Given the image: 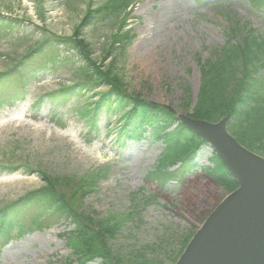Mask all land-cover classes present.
Returning <instances> with one entry per match:
<instances>
[{"label":"rangeland","instance_id":"1","mask_svg":"<svg viewBox=\"0 0 264 264\" xmlns=\"http://www.w3.org/2000/svg\"><path fill=\"white\" fill-rule=\"evenodd\" d=\"M127 1L0 0V14L20 21L0 30V73L15 69L29 49L39 52L33 71L0 83V96L22 84L27 91L24 100L0 107V207L43 189V172L58 180L68 204L93 226L130 214L113 235L126 252L156 243L169 230L173 236L159 255L162 264H173L181 242L230 192L208 175L211 148L196 154L197 169L182 182L159 188L146 176L157 166L163 144L149 139L122 145L116 138L120 114L100 112L97 132L82 117V106L93 109L98 94L111 87L108 78L128 93L171 106L177 117L191 115L201 66L247 31L263 37L264 13L249 0ZM81 83L82 97L35 108L41 95ZM96 174L97 187L82 197L77 186ZM74 228L66 217L45 229L15 233L0 247V264H100L74 253Z\"/></svg>","mask_w":264,"mask_h":264},{"label":"trees","instance_id":"2","mask_svg":"<svg viewBox=\"0 0 264 264\" xmlns=\"http://www.w3.org/2000/svg\"><path fill=\"white\" fill-rule=\"evenodd\" d=\"M249 2L257 12L264 13V0ZM118 5L120 7L121 2L117 7ZM102 8L107 10L108 3ZM90 17L91 12L83 17L81 23H86ZM19 22L16 17L0 15V30L14 29ZM237 32L236 29L232 30L233 35H237ZM36 49L37 47L29 49L24 61L15 69L0 73V83L5 82L8 77L16 78L20 73L33 71L34 58L39 54L34 52ZM16 68L19 70L15 71ZM201 69L200 93L191 115L210 121L227 116L229 130L240 143L264 155V77L261 76L264 74V36H258L254 30L245 32L241 41L222 47L217 57L204 63ZM97 71L102 74L100 70ZM106 79L111 87L98 94L99 97L92 103L93 109L89 105L82 106L81 109L82 117L90 128L97 132L100 130L98 116L105 110L109 114H120L122 118L123 122L118 125L120 128L116 135L122 145L127 140L138 142L150 139L161 142L165 148L158 165L146 176L150 182H156L159 188L172 181L180 183L184 177L193 173L197 169L196 154L204 146H209L206 140L179 122L171 106L154 104L142 98L141 94L128 93ZM85 87L84 83L60 87L40 96L34 106L39 110L43 104L68 103L74 98L82 97V89ZM25 96L22 84L19 91L0 96V107L15 100H24ZM210 161L212 164L207 167L208 175L216 179L221 187L230 191L237 188L235 177L220 155L214 152ZM178 163L180 165L176 169L171 168ZM40 174L46 185L43 189L0 207V247L10 241L15 233L45 229L48 224L67 217L75 226L70 234V246L75 254H81L88 261L100 260V264H162L159 253L170 236H173L169 230L156 243L130 248L126 252L122 246L116 245L113 235L120 230L122 222L130 214L99 219L94 227L89 218L79 214L68 204L66 194L60 190L56 178L43 172ZM100 177V174H96L90 183H84L83 180V184L77 186V191L81 190V196H85L97 187ZM192 235L188 234L181 242L182 248L177 250V255H181ZM176 257L172 259L174 262Z\"/></svg>","mask_w":264,"mask_h":264},{"label":"water","instance_id":"3","mask_svg":"<svg viewBox=\"0 0 264 264\" xmlns=\"http://www.w3.org/2000/svg\"><path fill=\"white\" fill-rule=\"evenodd\" d=\"M180 120L222 157L238 183L206 217L174 264H264V156L228 130V119Z\"/></svg>","mask_w":264,"mask_h":264}]
</instances>
